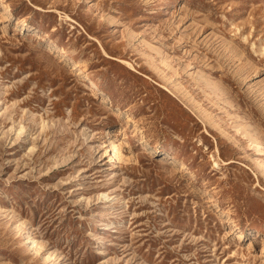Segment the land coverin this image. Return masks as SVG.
I'll return each mask as SVG.
<instances>
[{"label":"rangeland","instance_id":"374dc122","mask_svg":"<svg viewBox=\"0 0 264 264\" xmlns=\"http://www.w3.org/2000/svg\"><path fill=\"white\" fill-rule=\"evenodd\" d=\"M0 264H264V0H0Z\"/></svg>","mask_w":264,"mask_h":264},{"label":"bare ground","instance_id":"6f19581e","mask_svg":"<svg viewBox=\"0 0 264 264\" xmlns=\"http://www.w3.org/2000/svg\"><path fill=\"white\" fill-rule=\"evenodd\" d=\"M114 137V133L112 131L108 132V152L110 154V164H114L118 162L120 159H122V153L119 150V145L117 146L111 139ZM124 158V157H123Z\"/></svg>","mask_w":264,"mask_h":264}]
</instances>
